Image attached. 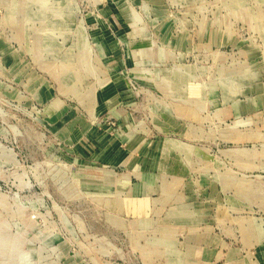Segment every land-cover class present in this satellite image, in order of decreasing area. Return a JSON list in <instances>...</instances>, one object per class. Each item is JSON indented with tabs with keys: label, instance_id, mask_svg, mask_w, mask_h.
Returning <instances> with one entry per match:
<instances>
[{
	"label": "rangeland",
	"instance_id": "obj_1",
	"mask_svg": "<svg viewBox=\"0 0 264 264\" xmlns=\"http://www.w3.org/2000/svg\"><path fill=\"white\" fill-rule=\"evenodd\" d=\"M0 264H264V0H0Z\"/></svg>",
	"mask_w": 264,
	"mask_h": 264
}]
</instances>
